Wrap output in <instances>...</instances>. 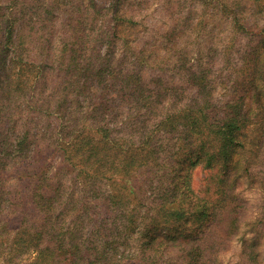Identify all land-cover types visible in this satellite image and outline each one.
<instances>
[{
  "label": "trees",
  "instance_id": "obj_1",
  "mask_svg": "<svg viewBox=\"0 0 264 264\" xmlns=\"http://www.w3.org/2000/svg\"><path fill=\"white\" fill-rule=\"evenodd\" d=\"M233 241L262 264L264 0H0V264Z\"/></svg>",
  "mask_w": 264,
  "mask_h": 264
},
{
  "label": "rangeland",
  "instance_id": "obj_2",
  "mask_svg": "<svg viewBox=\"0 0 264 264\" xmlns=\"http://www.w3.org/2000/svg\"><path fill=\"white\" fill-rule=\"evenodd\" d=\"M205 176H206V171L201 169L200 167H196L193 170L192 186L195 190L202 188V185L204 184ZM238 186H240L238 187V189L241 190L244 186H249V185L245 183L243 184L240 183ZM240 249H241L240 243L237 241H233L228 247V249L223 252V255L226 259H229L230 264H237L239 260ZM262 249H263V246H262ZM263 256H264V249H263ZM238 264H241L240 261L238 262ZM262 264H264V257H263Z\"/></svg>",
  "mask_w": 264,
  "mask_h": 264
}]
</instances>
